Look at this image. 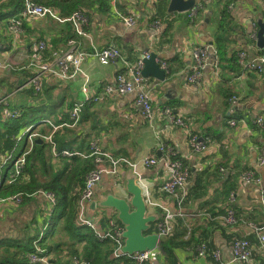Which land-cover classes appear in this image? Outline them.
Here are the masks:
<instances>
[{
    "label": "crops",
    "instance_id": "crops-1",
    "mask_svg": "<svg viewBox=\"0 0 264 264\" xmlns=\"http://www.w3.org/2000/svg\"><path fill=\"white\" fill-rule=\"evenodd\" d=\"M85 1L83 10L89 18L86 26L89 37L77 35L71 22L38 16L23 17V31L18 37L9 31L8 25L13 16L22 13L24 1L0 0V59L13 66L22 65L25 55L33 54L38 40L47 39L52 47L64 49L69 37L81 41V48L90 52L94 48L100 50L117 45L123 58L131 63L138 62L146 52L156 53L158 58L168 63L169 70L165 81L154 76L146 78V83L152 88V121L141 117L135 93L106 91V86L115 81L117 73L126 71L124 64L118 61L117 64L102 65L90 54L82 65L88 76L89 102H85L86 95L82 89L84 75L78 74L75 79H51L52 83H59L53 94L65 95V110L70 112L76 103L83 104L80 121L68 127L84 141V145L97 142L114 156L139 163L142 174L139 183L144 195L154 202H167L171 208H174L173 201L158 192L166 177L162 162L154 167H145L143 160L148 157L161 159L162 145H169L189 165L185 210L200 212L176 219L174 242H179L175 248L178 263L221 264L210 257L197 255L195 246L205 240L210 250L220 249L222 264H246L234 260L232 253L234 238L245 237L253 246L249 264H264L256 231L257 227L264 232V165L259 164V156L264 151V131L255 122L258 115H264V71L246 72L230 60L233 56L238 57L240 50L251 56L264 57V47L258 45L257 36L252 37L254 31L258 35L259 20L264 21V0H197L194 7L201 8L194 16L190 15L192 8L186 12H169L170 0ZM42 5L56 9L61 17L72 15L64 14L57 5ZM227 7L230 35L225 33L229 42L221 61L218 54L219 70L208 66L200 79L189 82L187 75L193 63V50L204 44L217 47V37L221 33L219 27ZM128 15L135 17V25L123 23L122 16ZM157 18L162 21L158 35L150 27L151 20ZM7 75L8 71L0 70V80ZM233 95H237V100H230ZM23 102L31 104L26 99ZM164 107H171L184 117L193 131L201 133V139L208 143L203 153L191 149L184 129L165 119L161 113ZM233 120L236 124L230 125ZM2 126L0 130H3ZM221 166L228 169L224 176L219 171ZM128 168L127 165L122 167L123 177L119 179L105 175L97 187L96 200L110 190L122 194L124 189L119 192V188L124 184ZM249 169L256 171L261 178L260 183H240L242 172ZM232 192L236 193V199L232 207H228L232 203ZM34 197L23 205L0 203V241H31L38 229L47 228L48 206L40 203V197ZM149 204L150 212L158 215L156 230L161 212L151 202ZM230 208L237 216L235 225H225L223 220L214 218L225 216ZM19 209V218H14ZM97 211L90 206L88 213L96 221L99 218ZM24 214L26 216L22 218ZM23 223L26 224L22 227ZM202 232L206 233L201 235ZM182 237L184 240L192 238V241L186 245L181 243ZM164 262V255L157 254L155 260L153 258L146 264Z\"/></svg>",
    "mask_w": 264,
    "mask_h": 264
},
{
    "label": "built area",
    "instance_id": "built-area-1",
    "mask_svg": "<svg viewBox=\"0 0 264 264\" xmlns=\"http://www.w3.org/2000/svg\"><path fill=\"white\" fill-rule=\"evenodd\" d=\"M201 7L197 6L191 9V16L196 15L197 11ZM27 16H38L41 18L51 17L59 22H71L75 33L81 37H89L86 31V26L89 23V18L84 15L82 11H75L70 17H61L56 9L36 3L32 0H25V4L22 13L17 16H13L9 21V31L14 36H20L23 31V17ZM123 23L127 26H133L136 23L134 16H126L123 19ZM150 27L159 34L162 27V21L160 18L152 19ZM257 31H254L252 37L256 38ZM1 47V42H0ZM34 51L32 55H25L22 65L26 69L32 72V77L25 84L26 87H33L36 94H43L44 83L50 79H75V76L82 74L85 76L83 83V92L86 95L85 102H89L91 97L87 94V82L88 76L82 68L83 63L87 60L88 56L92 54L102 65L117 64L121 61L126 71L118 72L115 81L106 86V91L111 92L116 90L121 94L135 93L136 103L139 107V112L144 120L152 121L154 117V108L152 104V88L146 83V78L142 74L144 68V58L150 57V52L144 53L142 58L136 62L131 63L123 58V55L117 45H110L100 50L93 49L91 52L81 48V41L71 37L66 42L64 49H54L46 40L40 39L34 45ZM193 63L190 67V71L187 75L189 82H195L203 76V71L206 67L211 66L216 71L219 70L220 61L218 52L212 44L199 45L193 50L192 54ZM239 65L246 72L249 71H264V57L260 55L251 56L247 51L240 50L238 52ZM157 62L160 66L168 73L169 65L165 60L157 58ZM9 67H14L8 61L0 59V70H6ZM96 99V98H95ZM232 101L237 100V95L231 97ZM0 104L4 105L3 109V121L17 118L21 115V107L12 109L8 106V96L0 97ZM82 103H76L70 111L71 123H64L60 125H54L53 131L49 134H41L38 130L30 132L27 135V141H29V149L22 153L15 161L14 168L9 174L8 181L13 182L22 173L23 166L26 162V155L32 149L34 139L43 138L53 143V133L61 128L63 125L75 126L81 118L83 110ZM165 119L172 125L181 127L188 134V143L192 150L197 153H203L207 147V141L201 139L196 133H193L185 119L176 116L172 108L164 107L161 112ZM49 123H51L48 120ZM256 124L264 131V115H260L255 118ZM236 122L230 121V125H235ZM34 125L24 129L17 137V140L22 139V136L30 131ZM90 154L92 157V169L87 173L85 177V183L81 190V196L77 206V220L81 225H86L95 230L96 235L100 238L110 237L115 240L114 256L119 257L126 255L131 261V264H146L153 258L156 259L157 254H161L159 251V244L162 239L172 236L175 232V225L177 218H185L191 214H198L200 211L187 212L185 210V202L188 196L187 184L190 175V167L181 158H174L172 155H176V151L169 147V145H162L161 150L163 151V157L157 159L156 157H148L143 160L145 167H154L158 162H162L163 170L166 171V177L159 187L158 192L169 197L174 204V208H171L167 202H154L148 199V203L160 209L161 218L157 222L156 233L158 234V245L154 250L136 251L134 253H126L123 251L124 238L123 231L124 227L117 223L114 211H103L104 214H100L98 220H94L88 216L90 210V204L96 200L97 187L102 181L105 175H110L115 179H119L122 176V167L133 166L135 171L140 175L139 182H141V169L139 163L131 161L124 157L114 156L107 150H104L97 142L90 144ZM53 153L57 156L55 151V144L53 143ZM73 154H79L87 157L85 153L78 151L65 150L62 155L71 156ZM11 158V156H8ZM7 157V158H8ZM5 155L0 156V172L4 165ZM259 164L264 165V151L259 156ZM222 176L228 173L226 167L221 166L219 168ZM261 178L258 177L255 170L249 169L244 170L241 174L240 183L252 184L260 183ZM38 195L45 197L53 205L55 203L54 194L49 191L40 190L37 192ZM24 193L19 192L12 196L0 198V203L18 205L22 202ZM236 199V193H232L230 200L233 202ZM150 205V204H149ZM235 211L230 208L225 216L214 217L215 219L223 220L225 225H235L237 223ZM103 218H106L105 227L101 228L99 224ZM222 225V223H221ZM260 228L256 227L258 232V240L260 244V250L264 256V232L259 231ZM36 251L30 253L29 259L33 263L49 264L45 250L35 244ZM197 255L204 258H212L219 263H224L221 258L220 249L210 250L207 242L201 241L195 246ZM253 252V246L251 241L245 237H235L232 243V253L234 260L242 263L249 264ZM73 264H83V262L74 257Z\"/></svg>",
    "mask_w": 264,
    "mask_h": 264
},
{
    "label": "trees",
    "instance_id": "trees-1",
    "mask_svg": "<svg viewBox=\"0 0 264 264\" xmlns=\"http://www.w3.org/2000/svg\"><path fill=\"white\" fill-rule=\"evenodd\" d=\"M23 1L25 4V0ZM32 1L40 4L57 5L66 15L73 14L75 10H81L86 15L83 10V7L86 5L85 0ZM104 4L108 7L106 1H104ZM228 15L227 7V11L223 12L219 27L221 33L217 37L216 48L220 61L226 54L229 42L225 36V33L230 35V30L227 28ZM124 17L126 16H122V19ZM44 40L47 41V39ZM53 48L56 49L58 47L53 45ZM230 60H234L239 64L238 57L236 56H233ZM238 66L236 67L238 68ZM6 71H8V75L0 80V95L5 96L6 94L8 96V106L10 108L16 109L21 107V115L17 118L3 121L4 105L0 104V128L3 125V130H0V156L5 155L4 165L0 172V198L22 192L24 193V197L19 205H23L35 198L34 196H37L41 198V204L48 206L49 214L45 218L47 228L38 229L33 240L4 239L0 241V254H3L0 256V264H42L33 263L29 259L28 255L36 251L35 244L45 250L49 264H73L74 257L80 259L83 264H131L132 261L126 255L114 256L113 251L116 243L113 238L106 237L100 239L96 235L95 230L86 225H81L77 220L78 201L85 183V177L92 169L93 159L89 156L90 144L84 145V141L78 139L75 131L68 127L70 125H63L53 133V143L55 144L57 156L53 153V143L43 138L34 139L32 149L26 155V162L22 173L15 181H8L9 174L12 172L10 167L14 166V162L12 163L11 158L8 156H12L16 150L21 140H17V137L24 129L34 125L27 133L38 130L41 134H49L53 131L54 125L66 122L70 124L71 120L68 119L70 118V112L65 110L66 107L64 106L66 102L65 95L53 94L59 83L45 82L43 94H36L33 87H26L25 85L33 74L24 65L9 67ZM24 99H26L27 103L31 104L25 105ZM172 111L176 116L184 119L177 112H174L173 109ZM226 117L229 118L230 115ZM193 133L201 137V133H198L197 130L193 131ZM29 146V141H26L21 154L25 153L29 149ZM65 150L78 151L88 156L84 157L79 154L71 156L62 155V152ZM172 156L181 159L178 152ZM55 160H57V163H55ZM8 170H10L9 174ZM40 190L53 193L55 203L52 205L48 199L38 195L37 192ZM233 203H229L228 207H232ZM35 215L33 216L34 218ZM178 219L181 220L180 218ZM106 220V218H103L99 223L101 228L105 227ZM180 222L178 221V223ZM117 223L123 226L119 220H117ZM176 227L174 234L162 239L159 244L158 250L161 251V255H164L166 260L163 264H180L175 254L176 245L179 244V242H174L176 239ZM152 228L155 230V222L152 223ZM205 233L202 232L201 235ZM191 241L192 238L189 240L181 239V243L186 245L190 244Z\"/></svg>",
    "mask_w": 264,
    "mask_h": 264
},
{
    "label": "water",
    "instance_id": "water-1",
    "mask_svg": "<svg viewBox=\"0 0 264 264\" xmlns=\"http://www.w3.org/2000/svg\"><path fill=\"white\" fill-rule=\"evenodd\" d=\"M197 0H170L169 12H186L196 5ZM258 30V45L264 47V21H260ZM158 55L150 52L149 58H144V68L142 74L145 78L154 76L158 80L165 81L167 72L157 62ZM140 175L131 165L124 175V184L120 186L122 194H117L110 190L104 196L93 201L90 206L93 210L114 211L115 218L124 227L123 251L134 253L136 251L154 250L158 245V234L152 228V223L156 221L158 215L150 212V205L147 197L143 193V188L139 183Z\"/></svg>",
    "mask_w": 264,
    "mask_h": 264
},
{
    "label": "rangeland",
    "instance_id": "rangeland-1",
    "mask_svg": "<svg viewBox=\"0 0 264 264\" xmlns=\"http://www.w3.org/2000/svg\"><path fill=\"white\" fill-rule=\"evenodd\" d=\"M21 53L24 52V49L21 48L20 50ZM48 82H52V80H48ZM27 135L28 133H25L23 136H22V139L20 140L16 150L13 152L12 156H11V162L13 163L20 155H21V152L23 150V147H24V144L25 142L27 141ZM11 170H13L14 166L10 167ZM123 177V174L120 178ZM104 194H102L101 196H103ZM96 211V210H95ZM19 213H21L20 209L15 213L14 215V218L18 217L19 218ZM105 212H103L102 210H99L97 211V215L99 216L100 214H104ZM26 214H24V216H22V218H25ZM26 223H23L21 226L23 227ZM7 227V226H6Z\"/></svg>",
    "mask_w": 264,
    "mask_h": 264
},
{
    "label": "bare ground",
    "instance_id": "bare-ground-1",
    "mask_svg": "<svg viewBox=\"0 0 264 264\" xmlns=\"http://www.w3.org/2000/svg\"><path fill=\"white\" fill-rule=\"evenodd\" d=\"M258 116H260V115H258ZM258 116H257V117H258ZM236 218H237V217H236Z\"/></svg>",
    "mask_w": 264,
    "mask_h": 264
}]
</instances>
